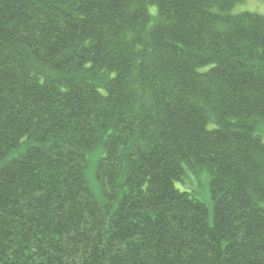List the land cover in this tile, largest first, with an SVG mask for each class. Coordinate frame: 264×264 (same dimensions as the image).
<instances>
[{
    "label": "trees",
    "instance_id": "obj_1",
    "mask_svg": "<svg viewBox=\"0 0 264 264\" xmlns=\"http://www.w3.org/2000/svg\"><path fill=\"white\" fill-rule=\"evenodd\" d=\"M239 1L0 0V264H264V17Z\"/></svg>",
    "mask_w": 264,
    "mask_h": 264
},
{
    "label": "rangeland",
    "instance_id": "obj_2",
    "mask_svg": "<svg viewBox=\"0 0 264 264\" xmlns=\"http://www.w3.org/2000/svg\"><path fill=\"white\" fill-rule=\"evenodd\" d=\"M243 11L254 12L261 14L264 17V0H241L236 2L231 7V12L239 13ZM100 152L97 150L92 155L89 156V165L86 171L87 179L91 184L92 188L98 195V187L96 180L94 178L93 165L95 164ZM209 176L206 171H202L198 174H193L190 171L186 172V175L180 181H176L175 185L179 189L192 191L198 198L203 200L206 205L210 208L211 207V199L209 193Z\"/></svg>",
    "mask_w": 264,
    "mask_h": 264
}]
</instances>
